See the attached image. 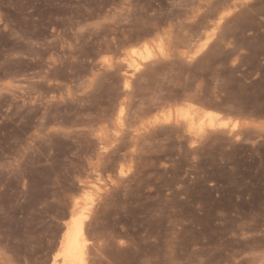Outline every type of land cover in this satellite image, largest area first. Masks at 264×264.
<instances>
[{
    "label": "rangeland",
    "instance_id": "1",
    "mask_svg": "<svg viewBox=\"0 0 264 264\" xmlns=\"http://www.w3.org/2000/svg\"><path fill=\"white\" fill-rule=\"evenodd\" d=\"M74 219L75 264H264V0H0V264Z\"/></svg>",
    "mask_w": 264,
    "mask_h": 264
},
{
    "label": "bare ground",
    "instance_id": "2",
    "mask_svg": "<svg viewBox=\"0 0 264 264\" xmlns=\"http://www.w3.org/2000/svg\"><path fill=\"white\" fill-rule=\"evenodd\" d=\"M195 115H197V114H195ZM206 116H207V118H208V120L210 122L211 121H215L214 120L215 116H213L211 114H207ZM185 117L190 122L193 121V115L191 113H189V111L185 112ZM70 229H69V231H70ZM82 233L83 232H82V224H81V222L80 221H75V219H74L73 227H72L70 233L68 234L67 241H66V244L64 246L65 264H75V262L78 261V258L80 257V254H81L80 238L83 236ZM79 262H81V261H79Z\"/></svg>",
    "mask_w": 264,
    "mask_h": 264
},
{
    "label": "snow or ice",
    "instance_id": "3",
    "mask_svg": "<svg viewBox=\"0 0 264 264\" xmlns=\"http://www.w3.org/2000/svg\"><path fill=\"white\" fill-rule=\"evenodd\" d=\"M121 243H123V242H121Z\"/></svg>",
    "mask_w": 264,
    "mask_h": 264
}]
</instances>
